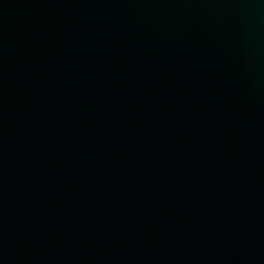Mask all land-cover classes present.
Masks as SVG:
<instances>
[{"label":"water","instance_id":"95a60500","mask_svg":"<svg viewBox=\"0 0 264 264\" xmlns=\"http://www.w3.org/2000/svg\"><path fill=\"white\" fill-rule=\"evenodd\" d=\"M0 264H264V0H0Z\"/></svg>","mask_w":264,"mask_h":264}]
</instances>
